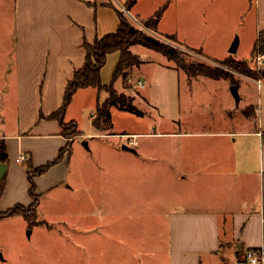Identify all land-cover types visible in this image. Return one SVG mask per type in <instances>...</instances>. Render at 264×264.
Segmentation results:
<instances>
[{
	"label": "rangeland",
	"instance_id": "1",
	"mask_svg": "<svg viewBox=\"0 0 264 264\" xmlns=\"http://www.w3.org/2000/svg\"><path fill=\"white\" fill-rule=\"evenodd\" d=\"M250 12L243 25L228 16L211 26L214 32L209 33L217 35V41L210 42L212 60L166 41L178 49L182 65L209 66L223 76L218 80L191 77L165 55L134 45L131 51L146 61L141 66L146 88L134 87L127 79L122 87L120 80L114 81L112 58L101 73L103 85L113 84L125 96L131 94L126 96L133 99L130 108L129 104L110 105L108 116L94 125L96 109L108 95L105 90L83 89L65 114L66 121L77 123L80 134L60 140L59 149L52 151L53 138H30L22 144L9 141L6 158L1 159L0 151V212L16 206L28 208L33 202L31 182L40 204L21 215L0 218V264H170L169 223L174 208L187 199L213 194L223 204L240 198L238 178L229 173L233 168L218 165L212 172L184 175V180L176 176L181 170H196L186 166L190 150L195 160L231 164L236 135L222 137L219 133L252 126L244 117L252 109L242 114L228 81L234 85L237 79L262 78L261 51L251 57L257 39L255 15L253 19L254 12ZM139 22L132 21L133 27L150 34L146 21ZM151 36L163 41L161 36ZM236 39L238 49L231 54L228 51ZM240 59L247 62L248 69L238 71L228 65ZM201 132L212 134L190 135ZM67 143L68 150L60 157ZM35 145L51 157L36 156L31 169L27 159L18 160L32 153L29 149L36 150ZM49 163L53 164L29 180L31 170ZM232 182L235 190L230 188ZM252 191L259 202V191L254 187ZM237 256H242L240 249L233 254ZM215 264L224 263L218 260Z\"/></svg>",
	"mask_w": 264,
	"mask_h": 264
},
{
	"label": "crops",
	"instance_id": "2",
	"mask_svg": "<svg viewBox=\"0 0 264 264\" xmlns=\"http://www.w3.org/2000/svg\"><path fill=\"white\" fill-rule=\"evenodd\" d=\"M159 10L161 14L155 27L148 30L150 34L161 36L165 42L167 36H173V44L177 47L197 51L207 60L213 59L210 58V42L217 41V35L209 33L214 32L211 26L224 22L228 16L243 25L244 19L253 11L257 41L264 31V0H135L130 10L125 9V0H0V146L4 145V150L0 148L1 159L6 158L9 141L13 140L22 144L30 138H53L52 151L59 149L62 146L60 140L67 139L61 135L58 121L48 116L60 106L73 73L83 66V40L93 43L114 33L119 22L118 11L132 25V21L140 25L139 21L149 20ZM225 41L226 37L222 41L223 47ZM227 43L228 50L231 41ZM256 45L257 42L252 47L251 57L258 49L264 54V45ZM255 48L256 53L253 52ZM117 53L107 57L112 58L116 66ZM141 60L142 64L126 72L127 80L133 81L134 87L137 80L143 79L141 66L146 61ZM116 80H120L121 87L122 82L127 84L122 78ZM255 80L237 79L234 85L228 80L237 88L236 107L242 114L248 108L253 111L244 116L252 124L249 128L243 127L240 119V129L219 133L222 137L236 135L235 144H232L233 162L195 160L190 150L186 166L196 170L185 173L181 170L176 176L184 180V175L198 174L201 170L212 172L218 165L233 168L229 173L238 178L236 186L243 194L235 203L223 204L213 194L187 199L174 208L169 223L172 231L170 264H215L218 260L224 264H249L245 257L247 249L264 251V86H258ZM259 81L264 83V78ZM87 88L97 90L80 88L72 102L78 91ZM35 147L36 150L29 149L32 153H24L28 162L36 163V156H50L43 152V147ZM253 187L259 191V202L253 197ZM230 188L235 190L234 182ZM230 198L232 200L233 196ZM237 249L242 251V256L233 257Z\"/></svg>",
	"mask_w": 264,
	"mask_h": 264
},
{
	"label": "trees",
	"instance_id": "3",
	"mask_svg": "<svg viewBox=\"0 0 264 264\" xmlns=\"http://www.w3.org/2000/svg\"><path fill=\"white\" fill-rule=\"evenodd\" d=\"M134 3L135 0H125V9L130 10ZM160 14L161 10L157 11L153 17L146 21L145 26L149 29H153L159 19ZM118 21V27L114 33L107 34L102 38L96 39L93 43H88L86 40H83L81 44L85 52L83 66L73 73L72 78L67 82L65 87L60 106L48 116L49 118L58 121L61 128V135L64 138H71L80 134V131L77 130V123L74 120L69 122L65 121L67 108L72 102L75 92L80 88L93 87L98 91L105 90L108 94L107 100L102 104L101 107H97L96 109L97 122L94 121V125H98V121L102 116H108L107 108L110 105H120L123 107L129 104V108L132 106V98H128L124 94L118 93L112 84L109 86L102 84L101 70L106 64L108 55L112 53H119V60L114 72V81L118 78L126 80L127 70L142 64V60L139 58V56L134 55L130 51V48L134 45H142L165 55L169 60L180 65V68L186 71L191 77L206 76L212 79L223 77L217 72L216 69L204 64L190 63L189 65H182L180 60V52L177 48L171 44L154 38L145 31L134 28L133 25H131V23L128 21L127 17L119 11ZM166 40H168V42L175 43L173 36H167ZM262 44L264 45V31L259 34L256 46L259 47L262 46ZM256 49L257 48H255L253 51L254 53H256ZM228 65L234 69H238V71L244 70L245 68L248 69L247 62L245 60H231ZM68 145L69 144L67 143L65 149L61 151L60 157L68 150ZM0 148L4 150V145L1 144ZM55 162H57V160ZM52 164L49 163L46 166L31 170L32 172L29 174V180L31 181L33 176L44 172ZM30 166L31 164L29 162V167ZM34 191L35 185L31 182L30 195L33 198V202L28 208L16 206L7 212H0V218L21 215L26 213L28 210H35V208L38 206L39 199L34 194Z\"/></svg>",
	"mask_w": 264,
	"mask_h": 264
},
{
	"label": "built area",
	"instance_id": "4",
	"mask_svg": "<svg viewBox=\"0 0 264 264\" xmlns=\"http://www.w3.org/2000/svg\"><path fill=\"white\" fill-rule=\"evenodd\" d=\"M264 60V54H260L258 57V64L260 66V70L264 67L263 61ZM258 86H264V83H261V81H256ZM136 87L138 88H144V84L142 83V80L139 79L134 83ZM25 160V156H21L18 160L19 162H23ZM246 260L249 264H264V251L262 249H247L245 252Z\"/></svg>",
	"mask_w": 264,
	"mask_h": 264
},
{
	"label": "water",
	"instance_id": "5",
	"mask_svg": "<svg viewBox=\"0 0 264 264\" xmlns=\"http://www.w3.org/2000/svg\"><path fill=\"white\" fill-rule=\"evenodd\" d=\"M237 46H238V42H237V39L232 43L231 47H230V52L231 53H235L236 50H237ZM262 77L264 78V69L262 70V73H261ZM232 91H233V94L234 96L236 97V99L238 100V93H237V88L236 86H232Z\"/></svg>",
	"mask_w": 264,
	"mask_h": 264
}]
</instances>
